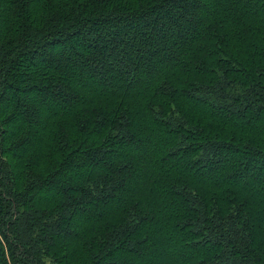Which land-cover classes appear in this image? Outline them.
<instances>
[{
	"label": "trees",
	"instance_id": "trees-1",
	"mask_svg": "<svg viewBox=\"0 0 264 264\" xmlns=\"http://www.w3.org/2000/svg\"><path fill=\"white\" fill-rule=\"evenodd\" d=\"M264 264V0H0V264Z\"/></svg>",
	"mask_w": 264,
	"mask_h": 264
},
{
	"label": "rangeland",
	"instance_id": "rangeland-1",
	"mask_svg": "<svg viewBox=\"0 0 264 264\" xmlns=\"http://www.w3.org/2000/svg\"><path fill=\"white\" fill-rule=\"evenodd\" d=\"M50 264H53L52 262Z\"/></svg>",
	"mask_w": 264,
	"mask_h": 264
}]
</instances>
